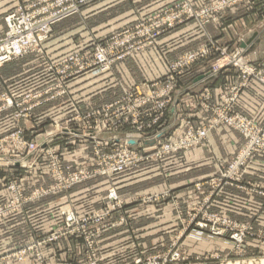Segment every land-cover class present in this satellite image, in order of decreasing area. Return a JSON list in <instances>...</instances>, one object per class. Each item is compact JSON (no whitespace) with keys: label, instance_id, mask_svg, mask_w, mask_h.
<instances>
[{"label":"rangeland","instance_id":"rangeland-1","mask_svg":"<svg viewBox=\"0 0 264 264\" xmlns=\"http://www.w3.org/2000/svg\"><path fill=\"white\" fill-rule=\"evenodd\" d=\"M4 1L0 0V43L9 31L5 18L19 5L30 6L34 21L46 17L49 31L43 42L22 58L5 60L0 53V264H58L57 257L46 263V258L56 253H64L69 262L78 255L79 264H152L158 260L159 264H262L264 229L257 227L260 220L248 221L250 217L246 214H235L233 205L224 203L220 197L225 193L232 195L233 188L264 196V193L259 194V191L264 192L260 183L246 180L253 160L264 153L249 154L239 170L236 167L230 171L231 162L236 160L246 139L237 129L224 124L211 127L209 131L227 127L236 131L242 142L220 167H215L213 155L221 154L222 147L195 156L186 152L204 144L208 134L194 146L184 145L190 127L211 125L212 114L208 107L211 102L221 103L219 91L223 87L240 82L238 71L231 67L222 69H232L239 78L236 83L219 85L215 92L204 87L195 92L191 101H176V95L189 91L184 87L188 81L185 75L195 64L203 63L209 69L206 60L197 61L182 74H174L178 77L170 94L174 101L158 110L152 109L151 96L162 92V97L163 86L150 85L167 81L172 73L169 64L188 51L175 58L163 53L164 63L162 60L161 63L165 64V72L156 78L151 72H145L146 51L160 47V37L189 20L203 26L199 18L185 20L184 5L199 14L221 0L201 7L193 6L190 0H178L110 31L103 22V12L88 26L83 18L77 17L95 0H63L66 1L63 6L69 11L66 14L60 11L61 0ZM238 6L242 10L257 7L256 18L264 16L263 0H254L252 4L242 0L237 6L214 13L212 16L217 20L210 22L220 25V15ZM172 8L185 16L182 21L169 29L163 23L161 33L154 40L145 39L152 31L150 26L157 20L166 21L164 12ZM66 31L72 36L61 37ZM94 32L102 35L95 36ZM210 40L215 41L209 39L204 44ZM116 42L130 49V54L121 60L113 58L108 70H93L97 66L93 65L96 49L112 48L114 56ZM48 45L51 50H47ZM227 47L230 51L240 49L242 57L250 64L257 65L264 59L263 56L256 62L250 61L241 48ZM119 63L127 70L123 73L127 78L119 90L120 96H124L125 91L130 94L131 102H137L138 115H129L123 123L118 113L112 111L106 120H111L110 126L103 127L105 124L100 119L105 113L103 106L121 97L109 102L80 99L71 91V83L83 79L82 84H86L87 89L93 88L91 77L108 74ZM60 75L66 79L61 82L64 93L58 95ZM109 75L116 89L117 80ZM209 75L213 76L211 72ZM107 89L100 86L96 94ZM205 92L212 95L211 102L203 97ZM5 97H10L17 107L7 106ZM124 103L123 99L121 105ZM233 108L236 110L235 102ZM60 128L70 131L62 133ZM44 138L46 142L41 144ZM166 143L178 148L158 154L157 149ZM227 150L231 147L226 148V153ZM123 152L131 159L118 167L114 161H118ZM83 162H88L89 167L81 166ZM80 170L91 176L71 185L58 179V175L68 178ZM237 172L238 181L230 178L238 175ZM93 177H102L107 182L90 189L88 204L79 196L75 197L79 198L77 202L72 199L78 211L64 207L63 203L58 205L57 212L44 206L40 208L39 199L68 192ZM12 184L15 186L10 189ZM111 190L116 192L117 198L109 196ZM124 208L128 209V214ZM66 241L78 243V248L67 249ZM163 258L166 261L160 260Z\"/></svg>","mask_w":264,"mask_h":264},{"label":"crops","instance_id":"crops-1","mask_svg":"<svg viewBox=\"0 0 264 264\" xmlns=\"http://www.w3.org/2000/svg\"><path fill=\"white\" fill-rule=\"evenodd\" d=\"M6 1L8 0H5L4 2ZM175 1L178 0H95L94 2L90 3L92 5H88L89 7L86 8V11L83 10L77 15V17H80L81 19L83 18L86 22L83 20L81 22L87 23L86 26H88L90 23L95 21V17L101 16L99 14L103 12V22L107 26L108 31H110L117 25V27H119L122 24L124 25L126 23L135 21L137 18L145 15L146 13L150 14L168 4L174 3ZM190 1L193 6L201 7L213 0ZM247 8L248 9L246 10H242L240 6H238L228 9L226 12L220 15V25L219 23L208 22L202 26L195 20H189L175 27L167 34L160 37V47L156 46L151 51H146L147 66H145V72H151L152 77L156 78L165 72V64H163L164 60H162L163 53L169 58H175L185 51L197 49L209 39H213L221 45L230 46V48H241L248 60L254 62L258 61L264 56V16L262 19H257V7ZM80 27L82 30H84L82 26ZM71 34V32L69 33L66 31L61 33V37L68 35L72 36ZM93 34L95 36L97 34L102 35V33L99 32H94ZM48 48L49 49L47 50H51L49 45ZM156 50L161 52L162 56ZM161 60L163 63H161ZM124 70H126L124 65L119 63L115 65L110 70V72H108V74L104 73L103 75L91 77V84H93V88L90 87L89 89H87L86 84H82L84 81L83 79L78 80L77 82L73 81V84L71 83V86L73 87L71 91L75 93V96L80 99L87 97L90 101L93 100L92 102H109L117 96H120L121 91L119 90L122 85L126 84L127 77L125 78V75L123 74L125 72ZM109 74L116 78V83H118L119 88L117 87L116 89H113L114 83L113 85L111 84V77ZM185 77L188 78V81L185 83L186 85H184V87L187 88V91H189H185L187 92V94L185 93L186 95L184 93L176 95V101L181 99H184V101H191L195 92H200L201 88L203 89L204 87L215 92L219 85L222 86L226 83H236L239 81L238 76H236L232 69H225L216 75L210 76L208 67L203 63L195 64L188 74L185 75ZM109 82L110 84L108 85L107 83ZM95 84L98 85L96 86ZM100 86L108 87V91H104L100 95L96 94V92L99 91ZM85 89H87V91H85ZM44 108L47 109L48 106H45ZM235 109L236 111L252 119L258 125H263L264 85L256 80H250L248 84L240 91L235 101ZM206 141L201 146L195 147L186 152L195 156L196 153H204L207 152V150L212 151L214 148L217 149V147H222L223 152L221 154L216 152L217 154L214 153L213 155L215 167H220L221 163H224L228 160L230 153H234L240 146L242 139L236 131L221 126L209 131ZM229 146L231 147V150H227L226 153V148ZM83 163L84 164L81 166L89 167L88 162ZM246 180L260 183L264 187V155H258L253 160L252 165L246 174ZM106 182L107 180L104 181V178L102 177H93L84 181L83 183L75 185L68 192H57L47 198L44 197L39 199V202L41 203L39 204L40 208L44 206L45 209L49 208V210H55L57 212L58 205L63 203L64 207H72V209L78 211L79 207L74 205L73 200L76 199L77 202V199L83 198L82 200L87 201L88 204V200L91 197L88 193L90 189L92 190V187H95L96 184H103ZM1 184L2 181L0 178V187H2ZM231 193L232 195L225 193L224 196L220 197L221 200H223L226 204H232V209H235L236 211L234 212L235 214L242 216H245L246 214V216L250 217L248 221H251L252 219H258V221L260 220L257 227L264 229V196L234 188ZM76 196H79V198H75ZM168 205L170 206V203H168ZM225 207H229V205H226ZM94 208L95 207H92V209ZM218 208L221 210L220 206H218ZM124 210L125 214H128V209L124 208ZM66 244L67 249H72L75 251L76 248H78V243L74 241L71 244L66 241ZM111 245L112 244H108L107 246ZM59 248L61 249V247ZM44 252L47 255V252ZM51 253H53V251ZM55 257H57V259ZM46 259V263H48V261L52 262V259H56L58 264H79V262H81L78 259V255L75 257V259L73 258L72 262H69V260L67 261L68 258L65 257L64 253H56Z\"/></svg>","mask_w":264,"mask_h":264},{"label":"built area","instance_id":"built-area-1","mask_svg":"<svg viewBox=\"0 0 264 264\" xmlns=\"http://www.w3.org/2000/svg\"><path fill=\"white\" fill-rule=\"evenodd\" d=\"M241 1L242 0H221L210 8L202 10L199 14H195L191 7L186 4L184 5L183 11L187 14V17L182 16L180 14V11H175L174 8L169 9L166 13L164 12L167 22L164 20H157L155 23H153L150 26L152 31L146 35L145 39L154 40L161 33L160 26L163 23H166L169 29L178 24L177 22H181L183 17L186 18L185 20L190 18H199L200 23L203 25L210 22V20L216 21L217 17L212 16L214 13L219 12L224 8L232 5L237 6L241 3ZM245 1L248 4H252L254 2V0ZM64 2L66 1L61 0L58 5L60 7V11L66 14L69 11H67L68 8L65 9V6H63ZM71 6L74 7L76 5L72 4ZM29 8L30 6L25 7L19 5L16 9H14V11H12L11 14H9L5 18L6 25L8 26L9 31L5 40L0 43V53L4 54L3 56L5 60L22 58V56L27 54L28 51L32 50L34 47L43 42L44 38L47 35V32L49 31V27L47 24L48 21L46 17L42 20L34 21L33 18L35 14L34 12H30ZM112 50V48L108 50L104 47L96 49V51L94 52V60L96 61V63L93 65L97 66L94 67L93 70H108L111 66L113 58L115 60H121L131 52L130 49L121 47V45H119L117 42L115 43L114 50L116 53L114 54V56L112 55ZM242 56V51L240 49H236V51H230L227 46H219L216 41L210 40L207 44H204L197 50L188 51L184 53L183 56L179 59L172 61L168 67L169 72H172L173 74H169V76L167 77V81L163 83L155 82L150 85L151 87L159 86L160 88L161 86H163L162 91L164 92V95L162 97V92L154 93V96H151V100L153 103L152 109L158 110V108L166 106L165 104L172 103L174 101L170 97V94L175 87V79L178 78L176 76L182 74L197 61L206 60L207 65L209 66V72H211L212 75L221 72L225 67H231L233 69L235 68L238 71L240 82L234 85L227 84L219 91V98L221 103L211 102L212 95L209 92H205L206 94L203 97L207 101H210L212 103L210 104V107H208L209 111L212 114V119L210 122L211 125L202 128L190 127L184 141V145L186 147L194 146L206 139L211 127L218 126L220 124H224L237 129L246 139V142L245 146L239 151L236 160L231 162L232 164L230 165V171H233V168L236 167V170H239V168L246 163V158L249 156V154L255 152L264 153V126L259 127L258 124L252 119L234 110L233 108V103L238 97L240 90L245 87L250 80H256L264 85V59L259 64L255 65L245 61ZM63 72L64 71H62V73ZM175 73L177 75H174ZM60 78L61 80H58V83L60 85V91L58 95L64 93L61 82H63L62 80L66 79V77L64 75L63 77L60 75ZM120 97L121 98L116 99L115 102L107 103L103 106L105 113L104 116L100 118L103 124H105L103 125V127H105L106 125L110 126L111 120H106L107 118H109L108 115L112 111L118 113V115L120 116L119 120L123 123H126L129 115H138L137 102H131L130 94L125 91V95H122ZM123 99L125 100V103L121 105ZM3 100L5 101L7 106L17 107V104L13 103L10 97H5V99ZM113 109L116 111H114ZM91 115L94 116L95 114L92 113ZM59 131L62 133H69L70 130H63V128H60ZM45 142L46 139L44 138L41 144ZM176 148H178V146H173L171 143H166L164 145H161L157 149V152L158 154L168 153L170 151L176 150ZM128 159H131V157L126 152H123L120 154L119 160L114 161V163L118 164V167H121L124 166V162ZM90 176L91 174L87 171L80 170L78 172H75L73 175L68 176V178H62V176L60 177L58 175V179L61 182H66L67 184L71 185L89 178ZM230 178L236 179V181H238L240 176L239 174L236 176H234L233 174V176ZM13 186L15 185H10V189L13 188ZM262 193L264 192L259 191V194ZM109 196L114 199L117 198L116 192L114 190H111ZM236 237L239 238L238 235H236ZM174 253H176V256H178L179 254L178 251ZM168 257H170V254ZM160 260L166 261V258ZM158 261H154L152 264H159Z\"/></svg>","mask_w":264,"mask_h":264},{"label":"bare ground","instance_id":"bare-ground-1","mask_svg":"<svg viewBox=\"0 0 264 264\" xmlns=\"http://www.w3.org/2000/svg\"><path fill=\"white\" fill-rule=\"evenodd\" d=\"M227 264H234V263H227ZM262 264H264V259H262Z\"/></svg>","mask_w":264,"mask_h":264}]
</instances>
